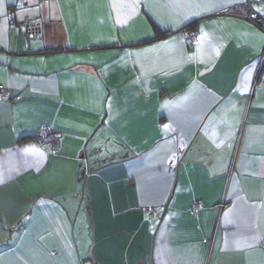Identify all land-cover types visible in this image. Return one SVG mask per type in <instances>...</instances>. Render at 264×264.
<instances>
[{"label":"crops","instance_id":"0c3cea01","mask_svg":"<svg viewBox=\"0 0 264 264\" xmlns=\"http://www.w3.org/2000/svg\"><path fill=\"white\" fill-rule=\"evenodd\" d=\"M251 10L264 0H0V84L21 97L0 99V264H264Z\"/></svg>","mask_w":264,"mask_h":264},{"label":"built area","instance_id":"2783aa9c","mask_svg":"<svg viewBox=\"0 0 264 264\" xmlns=\"http://www.w3.org/2000/svg\"><path fill=\"white\" fill-rule=\"evenodd\" d=\"M47 1H53V0H47ZM20 5L25 6L26 0H20ZM248 17L250 20L258 24L264 29V18L260 16L256 11L251 10L248 14ZM179 34L182 36L186 44L193 48L195 43L198 39V31L195 27H184L181 28L179 31ZM27 33L31 37L35 38L37 41L41 42L43 41L44 37V22L42 19H31L29 20L27 24ZM264 66V48L261 53L260 57V65H259V72H261L262 68ZM264 85V80L262 81ZM20 99V96H13L10 92L9 88L5 84H0V99ZM38 140L41 146L43 147H50L56 150L59 146L60 142V135L57 131L52 129L50 126H44L40 129L38 134ZM202 206V200H195L192 205L190 206V210L194 215H197L199 212V208ZM145 212L148 215L156 216L158 215V210L154 206H148L145 208ZM264 244V240L262 241Z\"/></svg>","mask_w":264,"mask_h":264},{"label":"snow or ice","instance_id":"6c2138e0","mask_svg":"<svg viewBox=\"0 0 264 264\" xmlns=\"http://www.w3.org/2000/svg\"><path fill=\"white\" fill-rule=\"evenodd\" d=\"M164 43H167V41H165Z\"/></svg>","mask_w":264,"mask_h":264},{"label":"trees","instance_id":"16d2710c","mask_svg":"<svg viewBox=\"0 0 264 264\" xmlns=\"http://www.w3.org/2000/svg\"><path fill=\"white\" fill-rule=\"evenodd\" d=\"M149 216H151V215H149Z\"/></svg>","mask_w":264,"mask_h":264}]
</instances>
